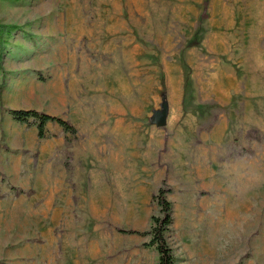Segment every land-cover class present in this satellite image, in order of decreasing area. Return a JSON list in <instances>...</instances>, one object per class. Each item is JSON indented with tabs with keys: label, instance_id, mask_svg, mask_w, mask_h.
I'll return each mask as SVG.
<instances>
[{
	"label": "rangeland",
	"instance_id": "rangeland-1",
	"mask_svg": "<svg viewBox=\"0 0 264 264\" xmlns=\"http://www.w3.org/2000/svg\"><path fill=\"white\" fill-rule=\"evenodd\" d=\"M0 23V264H159L121 230L160 188L175 264H264V0H0Z\"/></svg>",
	"mask_w": 264,
	"mask_h": 264
},
{
	"label": "trees",
	"instance_id": "trees-1",
	"mask_svg": "<svg viewBox=\"0 0 264 264\" xmlns=\"http://www.w3.org/2000/svg\"><path fill=\"white\" fill-rule=\"evenodd\" d=\"M9 28L10 27L0 23V43L3 42L4 35L10 33ZM9 113L14 120L20 123H25L29 126H35L40 139L49 138V133L47 131L49 123L58 124L67 135L71 134L75 136L77 134L76 127L68 120L59 116L35 110H10ZM168 192L169 189L160 188L158 192L154 194L153 200L158 204L160 214L151 218V226L148 231L141 232L138 230H121V232L126 234L150 236L149 245L156 248L159 257V264H175V256L166 236L173 223L172 204L167 198Z\"/></svg>",
	"mask_w": 264,
	"mask_h": 264
},
{
	"label": "water",
	"instance_id": "water-1",
	"mask_svg": "<svg viewBox=\"0 0 264 264\" xmlns=\"http://www.w3.org/2000/svg\"><path fill=\"white\" fill-rule=\"evenodd\" d=\"M167 119H168V107L164 105L163 109L157 111L153 116V122L158 127H165L167 125Z\"/></svg>",
	"mask_w": 264,
	"mask_h": 264
}]
</instances>
